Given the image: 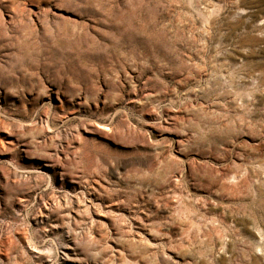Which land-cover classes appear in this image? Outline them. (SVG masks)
Wrapping results in <instances>:
<instances>
[{
  "label": "rangeland",
  "instance_id": "374dc122",
  "mask_svg": "<svg viewBox=\"0 0 264 264\" xmlns=\"http://www.w3.org/2000/svg\"><path fill=\"white\" fill-rule=\"evenodd\" d=\"M0 264H264V0H0Z\"/></svg>",
  "mask_w": 264,
  "mask_h": 264
}]
</instances>
